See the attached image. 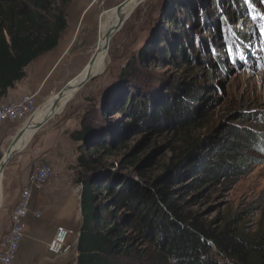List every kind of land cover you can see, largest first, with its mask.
<instances>
[{
    "label": "rangeland",
    "instance_id": "374dc122",
    "mask_svg": "<svg viewBox=\"0 0 264 264\" xmlns=\"http://www.w3.org/2000/svg\"><path fill=\"white\" fill-rule=\"evenodd\" d=\"M122 1L54 0L56 6L64 8L67 26L53 52L39 58L42 68L58 58L49 81L55 77L70 81L83 69L99 43L101 10L114 8ZM128 16L113 33L108 50L105 48L104 70L78 89L62 111L53 116L59 121L73 118L77 129L86 125L94 131L96 147L86 146V152L100 160L94 173L127 178L151 188L172 174L177 154L184 150L187 141L198 139L204 143L203 149L211 158L212 145L222 136L235 134L234 139L244 143L235 169L227 168L217 180L196 189L190 185L196 182L186 173L176 188L183 193L184 208L196 212L200 220L213 227L219 228L236 216L233 226L242 234H264V0H143ZM63 86L58 85L56 92ZM185 86L201 97L183 134L166 127L150 130L127 125L130 116L118 111L123 103L129 111L147 107L150 112L157 99L161 102L163 98L184 97ZM42 98L38 99L37 108L44 102ZM30 116L5 122L12 134L0 141V154ZM35 131L38 133L32 129L26 146L7 162L6 170L34 145ZM77 155L76 147V158ZM73 161L74 165L69 166L75 167L72 181L64 186L72 188L71 193L67 191L65 195L64 190L45 199L41 194L49 178L44 186L32 190L31 209L37 210L42 200L41 205H46L41 211L44 216L28 218L13 264H77L82 183L76 159ZM35 163L47 164L33 159L29 174ZM239 166L242 169H236ZM59 210L69 217L64 222L42 220L45 215L55 217ZM7 223L0 220V231L8 232ZM59 226L71 232L63 251L56 255L49 245ZM126 233L135 237L131 229ZM133 242L145 254L141 258L145 264L159 254L139 239Z\"/></svg>",
    "mask_w": 264,
    "mask_h": 264
},
{
    "label": "trees",
    "instance_id": "16d2710c",
    "mask_svg": "<svg viewBox=\"0 0 264 264\" xmlns=\"http://www.w3.org/2000/svg\"><path fill=\"white\" fill-rule=\"evenodd\" d=\"M66 26L64 8L56 6L54 0H0V97L26 76L31 62L58 45ZM183 94L172 100L157 99L150 112L147 107L129 111L123 103L118 111L130 116L127 125L150 130L166 127L183 134L201 97L189 86ZM93 132L83 125L69 134L72 141L80 143L76 170L82 183V225L77 264H145L141 261L145 254L133 242L137 239L159 252L149 264H264V234H242L233 226L236 216L219 228L213 227L184 208L183 193L176 188L186 173L196 182L190 183L196 189L217 180L227 168L235 169L244 144L234 139L235 134L220 137L210 149L211 158L203 149L204 143L187 141L177 154L172 174L151 188L127 178L94 173L100 160L86 152V146L96 147ZM103 148L107 150L106 145ZM195 155L197 159L191 160ZM128 229L135 237L126 233Z\"/></svg>",
    "mask_w": 264,
    "mask_h": 264
},
{
    "label": "crops",
    "instance_id": "0c3cea01",
    "mask_svg": "<svg viewBox=\"0 0 264 264\" xmlns=\"http://www.w3.org/2000/svg\"><path fill=\"white\" fill-rule=\"evenodd\" d=\"M53 50L44 55L53 52ZM57 61L58 58L56 57L54 62L46 68L41 67L42 65L40 64L39 58L36 62H31L25 69L26 76L18 81L12 88L8 89L4 96L0 97V105L17 101L23 95L34 93H37L36 102L40 97H44L42 98L44 101L51 94L55 93L58 85L63 86L67 81H69V78H66L65 80V78L62 77H55L52 81H49L55 71L54 65H56ZM47 82H50L47 91L42 93V90ZM6 123L0 127V141L8 139V137L12 134V132L9 131L10 129L7 128ZM76 126L77 122L73 118L67 120L62 119L59 121L57 117L52 116L37 129L38 133L35 131L37 137L34 145L18 156L12 163L11 167L7 170L4 169L1 176L2 191L0 201V220H7L8 223L6 230L9 228L10 212L17 202L20 191L27 184L28 174L29 170L32 168L33 159H38L39 161L49 164L52 169L47 186H45L41 194L45 199L52 198L53 195L59 192H64V190L65 193L67 191L70 193L72 192V188L68 190V188L65 189L64 186L71 183L73 177L72 170L75 168L69 166L74 165L73 160L76 159V147L78 142L72 141L68 134L73 130H76ZM26 142L23 145L24 147L26 146ZM23 146L20 149L24 148ZM65 195H67V193ZM68 200L69 199L65 197V201L67 202ZM41 202L42 200H40L38 207H36L37 210L41 209L39 210L41 214L39 218L44 216V213L41 212L43 210L42 206L46 208V205H41ZM71 202L72 201H70V204ZM45 216L46 217L42 220H45V223L50 222L52 224L64 222V219L69 218L61 210L55 213V217H53V215ZM32 218L39 219L35 217ZM5 232L7 231H0V240Z\"/></svg>",
    "mask_w": 264,
    "mask_h": 264
},
{
    "label": "built area",
    "instance_id": "2783aa9c",
    "mask_svg": "<svg viewBox=\"0 0 264 264\" xmlns=\"http://www.w3.org/2000/svg\"><path fill=\"white\" fill-rule=\"evenodd\" d=\"M36 94L23 95L19 100L0 105V127L7 121H14L32 115L37 109ZM51 175L48 164L35 163V167L28 175V184L23 187L18 202L10 212V227L0 242V264H13L20 242L24 237V230L30 216L39 218L40 211L30 206L32 190L44 186ZM71 231L59 226L49 249L54 254L63 251L66 236ZM66 249V248H64Z\"/></svg>",
    "mask_w": 264,
    "mask_h": 264
},
{
    "label": "bare ground",
    "instance_id": "6f19581e",
    "mask_svg": "<svg viewBox=\"0 0 264 264\" xmlns=\"http://www.w3.org/2000/svg\"><path fill=\"white\" fill-rule=\"evenodd\" d=\"M143 0H128L125 4V6L121 10V16H118L117 14V8H111L109 10H101L100 12V25H99V43H97L100 52L98 56L95 59V62L91 68L87 66V64L83 67V69L75 76L73 77L69 82L70 84L78 83L80 80H82L86 74L90 71L92 73H100L103 71L106 65V58L105 56V41L106 36L108 33L111 34V37L113 36V33L117 31L120 27H118L121 22H123L128 16L129 12L132 10V8L137 4L142 2ZM96 45V46H97ZM96 48V47H95ZM75 92H68L66 96L62 99L61 104L56 108V112H59L65 103L74 95ZM53 96H50L49 99L46 102H42L41 105L38 106V108L35 110V112L30 116L29 119H31V123H36L40 121L43 117H45L50 110L51 101ZM62 111V110H61ZM60 113V112H59ZM27 119V118H26ZM24 120L23 125L29 120ZM26 121V122H25ZM32 128L25 131L24 134L20 136L18 139L15 149L20 150V148L25 144L28 137L31 135ZM6 155V150H3L0 154V158L3 159ZM1 176L0 174V194H1Z\"/></svg>",
    "mask_w": 264,
    "mask_h": 264
},
{
    "label": "water",
    "instance_id": "95a60500",
    "mask_svg": "<svg viewBox=\"0 0 264 264\" xmlns=\"http://www.w3.org/2000/svg\"><path fill=\"white\" fill-rule=\"evenodd\" d=\"M127 1L128 0H123L121 3H119L115 7V8H117V14H118V16H121V10L125 6V4H126ZM128 17H126V19H128ZM110 39H111V34L108 33V35L106 36V41H105V45H104V48H106L107 50H108V45H109ZM99 52H100V49H99V47L97 45L96 48L94 49L92 55L90 56L88 62H87V66L89 68H91L93 66V64L95 62V59L98 56ZM98 74L99 73H92V72L89 71L86 74V76L82 80H80L78 83H75V84H72L71 85L70 82L67 81L60 90H58L57 92L51 94V95H53V98H52V101H51V106H50L49 113L45 117H43L40 121H38L36 123H31V119H29L11 137L10 143L7 146V149H6V155H5V157L3 159L0 158V174H3V171L5 169V166H6L7 162L18 151V149H15L14 147H15L18 139L20 138V136L22 134H24L25 131L28 130V129H30V128L37 130L40 126H42L49 118H51L56 113V108L61 104L62 99L66 96V94L68 92H76L78 89H80L88 81L92 80ZM49 97L47 99H45L44 102H46L49 99ZM0 201H1V194H0Z\"/></svg>",
    "mask_w": 264,
    "mask_h": 264
},
{
    "label": "snow or ice",
    "instance_id": "6c2138e0",
    "mask_svg": "<svg viewBox=\"0 0 264 264\" xmlns=\"http://www.w3.org/2000/svg\"><path fill=\"white\" fill-rule=\"evenodd\" d=\"M246 2H247V0H246Z\"/></svg>",
    "mask_w": 264,
    "mask_h": 264
}]
</instances>
